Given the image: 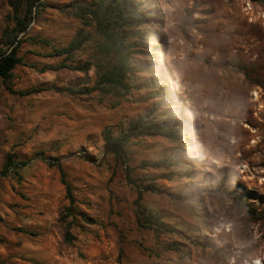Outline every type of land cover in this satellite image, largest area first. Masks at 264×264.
I'll list each match as a JSON object with an SVG mask.
<instances>
[{"label":"rangeland","instance_id":"1","mask_svg":"<svg viewBox=\"0 0 264 264\" xmlns=\"http://www.w3.org/2000/svg\"><path fill=\"white\" fill-rule=\"evenodd\" d=\"M99 1L37 0L27 23L20 5L22 63L0 79V264H264V0H149L148 21L117 35L130 54L128 92L11 94L90 89L117 64L77 8ZM17 30L0 0L2 50ZM79 31L90 40L71 59L53 55ZM152 62L179 107L135 88ZM83 63L85 73L67 69ZM179 110L186 121L174 128L191 138L129 137L121 157L107 152L105 136ZM174 155L175 166H147ZM145 187L154 190L139 204L171 232L137 224Z\"/></svg>","mask_w":264,"mask_h":264},{"label":"trees","instance_id":"2","mask_svg":"<svg viewBox=\"0 0 264 264\" xmlns=\"http://www.w3.org/2000/svg\"><path fill=\"white\" fill-rule=\"evenodd\" d=\"M36 1L37 0H8L16 20V26L18 27V30L16 33L10 32L6 38V41L3 43L7 46V50H2L0 48V79L3 82H6L10 78L12 70L22 63L21 58L17 56V45L20 42L18 37L19 34L24 31L27 24H22V21L19 19V17H17L20 5H25V22L27 23L31 20L32 11ZM150 4L151 2L149 0H100L96 7L92 10L82 6L77 7L80 17H89L90 21L94 23L95 30L108 41L109 44L107 46V51H112L119 57L117 64L111 70L103 73L93 88L74 90L72 88L58 89L55 87L41 86L25 91H14L9 89V92L20 97L39 94L47 91H65L71 94H89L95 90L105 91L103 90L104 86H109L116 91L122 90L124 93L128 92L132 88V86L129 84L131 79L127 77V74L132 71L129 61L130 54L127 50L128 46H126L125 42L122 41L117 35L122 31V29L143 25L145 21H148L149 16L144 15L143 10L151 9L152 6ZM140 6H143V8L139 9ZM149 13H151V11H149ZM149 36L153 37L152 33H149ZM136 37L143 39V35L141 34H137ZM89 40V34L79 31L67 47L53 50V55L57 57L66 56L67 58L71 59L73 54ZM88 67V63H83L74 68L60 66L56 68H44L41 69V71L46 69L56 71L60 68H67L85 73L88 71ZM143 69L149 72L151 77L146 83L135 88L141 89L142 87H147L156 90V92L152 95L153 97L161 99L162 102L159 103V106H164L165 108L173 106L179 107L181 105L179 97L176 94L165 91V87L163 86V81H165V73L163 72L162 68L157 63L152 62L151 66ZM145 118L146 117L143 116L133 122H130L126 132L117 140L112 139L108 135L105 136L107 152L114 154L116 157H121V155L124 154L122 146L129 137L160 136L168 138L171 141L179 140L182 136L189 138L192 137L190 133L186 134V128H180V131L179 129L174 128L176 123L186 121L182 110H179L176 114L170 115L160 124L151 121L148 125V122L145 121ZM190 143L191 141L188 140L187 145H190ZM10 163V165L16 166L11 161ZM178 163L179 159L174 155L158 162L148 164L147 166L166 169L168 167L175 166ZM153 190L154 187H145L144 189L139 188L137 190V199L135 201L137 207L135 212L137 224L141 228L171 232V230L166 227L164 222H162L156 213L146 210L139 204L143 192ZM68 197L71 199L69 192Z\"/></svg>","mask_w":264,"mask_h":264}]
</instances>
